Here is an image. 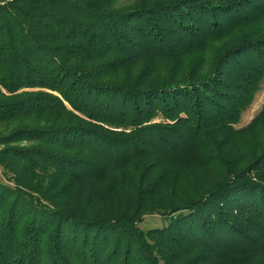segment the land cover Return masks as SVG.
<instances>
[{"label": "trees", "instance_id": "16d2710c", "mask_svg": "<svg viewBox=\"0 0 264 264\" xmlns=\"http://www.w3.org/2000/svg\"><path fill=\"white\" fill-rule=\"evenodd\" d=\"M263 80L264 0H0V264H264Z\"/></svg>", "mask_w": 264, "mask_h": 264}, {"label": "rangeland", "instance_id": "374dc122", "mask_svg": "<svg viewBox=\"0 0 264 264\" xmlns=\"http://www.w3.org/2000/svg\"><path fill=\"white\" fill-rule=\"evenodd\" d=\"M263 104H264V80H263L260 91L256 95L255 101L246 111H244L241 117L240 123L237 126L241 127V126L246 125L255 116V114L261 109ZM167 222L168 221L164 220L160 215L149 214L145 216L144 220L139 224V226L140 228L146 231L150 228L161 227L167 224Z\"/></svg>", "mask_w": 264, "mask_h": 264}]
</instances>
